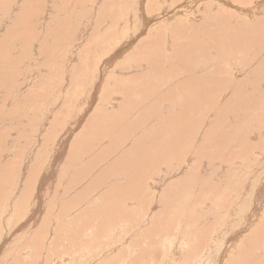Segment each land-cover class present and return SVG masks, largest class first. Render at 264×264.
<instances>
[{"label":"rangeland","instance_id":"1","mask_svg":"<svg viewBox=\"0 0 264 264\" xmlns=\"http://www.w3.org/2000/svg\"><path fill=\"white\" fill-rule=\"evenodd\" d=\"M0 264H264V0H0Z\"/></svg>","mask_w":264,"mask_h":264},{"label":"bare ground","instance_id":"2","mask_svg":"<svg viewBox=\"0 0 264 264\" xmlns=\"http://www.w3.org/2000/svg\"><path fill=\"white\" fill-rule=\"evenodd\" d=\"M131 65V64H130ZM133 67V66H132ZM102 81V80H101ZM129 137V136H128ZM132 140V139H131ZM128 141V140H127ZM130 141V140H129ZM73 144V143H72ZM124 144V143H123ZM58 157L60 158L61 156L60 155H58ZM42 178L44 177V175L43 176H41ZM41 181V180H40ZM47 181V178H46V176H45V178H44V181L43 182H46ZM54 187H56V184H54Z\"/></svg>","mask_w":264,"mask_h":264}]
</instances>
